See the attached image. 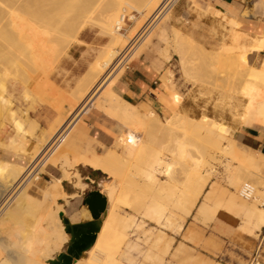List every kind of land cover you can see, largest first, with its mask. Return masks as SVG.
I'll list each match as a JSON object with an SVG mask.
<instances>
[{
	"label": "rangeland",
	"instance_id": "374dc122",
	"mask_svg": "<svg viewBox=\"0 0 264 264\" xmlns=\"http://www.w3.org/2000/svg\"><path fill=\"white\" fill-rule=\"evenodd\" d=\"M46 1L50 6L49 31L53 27L52 30L55 33L52 30L50 31L53 35L49 34V40L47 39L48 42L45 43L46 48L44 47V51L41 52L38 64L30 63L27 60L28 56L27 53H24V51L26 52L24 44H22L23 47L21 48L17 47L19 43L23 42V36L22 39L20 38L21 42L16 44L14 35L9 31L11 26L8 25V27L6 25L5 21L8 22L7 17L8 19H16V14L19 11L15 12L14 10L18 7L15 8L13 0L0 1V17L5 20L3 22H5L6 28L8 27L7 31L4 29L6 31L4 33L9 38L11 45L9 50L4 49L3 62L2 64L0 63V70L6 68L11 73L6 79L7 91L5 94L10 97V108L16 111V115L19 118H25V121L22 118L20 119L24 122L27 129L22 135L14 134V138L19 139V136L22 137L26 134V138L27 136L33 138L31 147H28V145L27 147L26 145L24 146V142L22 144V147L27 151H25L21 159L26 166L25 174L23 173V176L20 175L19 177V182L23 181L21 186L26 182L27 191L36 198H40L41 201L44 198L43 201L46 203L50 202V204H53L57 200V202L65 203L63 205L65 207L64 214L69 216L71 221L79 218V216L81 217L83 214L89 215V218L91 217L87 213V209H78L79 207L87 208V205L82 202V198L89 189L98 188L101 192H104L112 187L111 190L115 193L113 189L116 188L117 178L108 177L107 173L101 169L79 162L77 164L73 163V166L69 167V169L70 173L79 174L81 181L80 195L67 197L69 199L67 202L60 196L54 197V200L51 199L52 196L48 190L50 182L61 173L60 167L50 161L53 155L52 146L55 145L53 141L58 140L59 138L57 137L64 133L60 138L61 144L59 148L65 143L70 145L71 141L74 142L73 146H76H74L76 149L71 150L68 154L69 158H73V153H80L82 149L88 146L99 152L111 149L121 153V148L117 145H121L125 150V156L131 158L134 150L117 138L111 139L107 133L109 118L96 104L97 101L99 104L104 103L102 98H98V96L102 95L100 92L103 90L105 82L109 78L119 75L127 63L136 58H141L158 74L160 86L163 90V92H159L160 102L155 105L147 102L133 103L121 95L120 97L126 102L133 103L141 113L153 115L162 125V128H159V125H154V127L156 126L155 129L153 126H148L147 130L149 129V132L145 130L142 141L146 146V153L161 150L164 152L165 157L163 158L166 159V163H170L171 170L177 168L179 163L184 160L181 161L182 158H179L180 161H178V157H172L168 149L171 150L170 147L173 148V145H168L164 142L167 135L173 133L180 136L181 142L195 157L201 156L203 151V156H201L203 159H200L206 162L203 164L204 167L212 169V172L206 189L189 213H187L186 207L175 206L172 201L170 203V199H165L169 201L168 205L170 204L169 206L167 205L168 209L166 210L167 215L170 216V223L166 227L161 228L164 234V241L170 243L169 249L165 252V249L160 248L162 246L154 242V238L158 233L157 228L159 227L152 220L144 217L142 211L147 202L155 198V196L158 199L163 198L167 192L161 185L155 184V186L151 187L150 184L143 183L138 172L144 166V162L132 159L133 162L131 161V163L136 165L130 167V174L125 184L133 190V194L128 200V204L113 210L114 224L118 227L125 225L124 229L126 232L125 243L118 255L119 260L124 264H188L191 261L194 264H250L254 257L257 256L258 264H264V257L260 256V254H264V249H259L257 252L253 249L256 240L259 238L260 231L264 229V225L249 234L245 230V232L241 230L239 226L224 223L226 215L236 210L235 203L237 199L244 201V197L239 194L236 195L238 198L235 197L237 193L235 184L232 182V175L239 164L237 160L232 159L228 154L227 156L229 157H218V154L213 157L203 154L208 149V141L201 140L202 137L198 136L197 125H195V122L198 119L199 121L202 120L203 117H208L209 121L217 120L224 127L226 138L239 143L242 147L247 145L237 138L236 131L238 129L243 126L264 127V116H260L258 122L249 119V121L247 120L246 123H243V120L249 115V112H244L241 109L246 103L243 102L246 101V98H242L235 91H239L242 81L246 79V65L241 64V62L238 63L239 61H237V57L233 53L229 54V56H220L219 54L221 25L223 24L228 23L233 27H238L240 30L248 32L251 36L264 33V0H239L242 4L240 13H236V16H230L228 19L221 17L217 13L218 11L214 12V10H211L210 12L207 8L212 9V3L206 2V0H161L160 5L153 11L152 6L145 2L146 0H143L142 4L141 0H124L126 3L121 4L126 7L129 14L133 15V19L129 18V14L126 16L123 29L120 30L126 44L122 48H117L118 53L106 66L103 64V59L108 54L107 47L111 37L103 30V21L112 12L117 1ZM165 3L167 4L165 5ZM193 4H197L200 7H196ZM201 7L206 9V12ZM10 11L11 13L14 11L16 14L12 13L13 16H10L11 13H8ZM231 18L236 19L234 21ZM22 20L24 21V19ZM23 21L20 22L19 20L17 24L20 22V26ZM9 22L8 24H14V22ZM137 22V31H134ZM132 27H134V33H137L133 37L128 38L127 35ZM17 29L19 31L21 28L17 27ZM21 31L23 33V30ZM23 35L25 36L26 32ZM22 45L19 44V46ZM5 50L8 52H5ZM103 52H106L105 55ZM259 55L257 57L252 55L250 62L258 64L261 53ZM100 61L104 68H96L100 66ZM91 66L93 69H91ZM88 69H91V71L89 70L88 72ZM87 72L89 73L88 76H86ZM102 78H104L103 81L97 85V82ZM24 91L29 93V96L24 97ZM70 95H76L77 97L70 99ZM51 96L59 97L58 101L55 102L49 98ZM85 97L88 98L86 99ZM82 103L84 107L80 108L77 113L79 114L77 115L78 121L70 123L75 107ZM40 104H45L51 108L47 111L50 119L41 125L36 119L30 118L32 115L39 114ZM58 106L60 109L57 108ZM8 114V108L0 110V123L3 121L10 122ZM242 115L245 118H242ZM188 120L191 122L189 123ZM29 121L36 122V127H31ZM59 121L67 125L65 127L62 126L63 128H60L57 134H54L53 131L58 126ZM68 123H70V127ZM80 123L83 132L82 136H77V133L73 130ZM60 132L62 133L60 134ZM65 135L69 139H66V137L63 139ZM0 140H2L0 159L4 161L17 159V145L10 146L5 142L6 139ZM39 140H43L41 144L38 143ZM62 140H65L63 141L64 143ZM28 143L30 146V142ZM51 143L53 144L52 146ZM50 146L51 149H48ZM163 146H165V149H163ZM206 146L207 149H201L203 147L206 148ZM262 154L264 155V153ZM261 161L259 168L254 170L258 171L259 176L256 175L257 178L255 175L253 176L257 189L254 196L255 201L256 199L257 201L261 200L262 195L260 193L264 192V160ZM246 169V167L240 165V170H237V174H240L245 182L249 184L252 177L248 175V172H246L248 169ZM158 177L164 180L162 174L161 176L158 175ZM63 181L61 182L62 189L66 192H71L73 188L69 186L70 183L67 180ZM16 190V186L7 189L5 191L6 199L11 194H14ZM201 201L206 204L207 210L201 215L203 217L199 215L196 218L194 217V212ZM245 201L249 202L246 198ZM257 201L256 204H260ZM260 205L259 207H261ZM223 212L228 214L225 215ZM84 215L81 218H84ZM25 217L29 222L33 220V215L30 213L25 214ZM106 217V214L101 216L102 222ZM63 231H65L64 227ZM170 239L171 241H169ZM162 245L164 246V243ZM180 245L184 246V250L179 256L172 258L173 250ZM65 246L66 242L61 246V250H64ZM158 246L160 247L158 248ZM86 255L87 253L81 255V263ZM2 257L4 258V256H0V263L3 261ZM43 262L48 263L49 261L45 258Z\"/></svg>",
	"mask_w": 264,
	"mask_h": 264
},
{
	"label": "bare ground",
	"instance_id": "6f19581e",
	"mask_svg": "<svg viewBox=\"0 0 264 264\" xmlns=\"http://www.w3.org/2000/svg\"><path fill=\"white\" fill-rule=\"evenodd\" d=\"M13 1L15 3V8L18 7L14 11L15 12L17 10L19 11L17 12V14L14 13V11L12 12L16 14L17 20L15 18L8 19V17L6 19L8 20V22L11 21L9 23L14 22L15 26L14 24L12 25L8 24L7 21H5L0 17V63L2 64L3 62L2 55L4 54V49L9 50L11 46L9 42V38L4 33L8 30L9 27L8 25H10L11 26L10 29L12 31L10 29L9 31L14 35L16 44L17 42L18 43L21 42L20 38L22 39V36L24 38L22 40L23 42L19 44L20 45L24 44L26 50V52L24 51V53H27L28 56L27 60H29L30 63L38 64L40 61L41 52L44 51V47L46 48L45 43L48 42L47 39L49 40L48 37H50L49 35L51 33L50 31L53 29L52 27V29L49 31L50 6L46 0H13ZM116 1H117L116 3L114 2L116 6L114 7V9H112V12L105 17V20L103 21L104 25L102 28H104L103 30H105V33L111 37L109 41V45L107 47L108 52L105 50L108 54L105 55L106 52L105 53L103 52L104 55L106 56L105 58L103 57L104 58L103 64L105 66L108 65L110 60L115 57L116 53H118L117 48L118 47L122 48V46L126 44V42L123 39V34L120 33V30L124 23L123 19L125 16L129 14V11L126 9L125 6L121 4V3H126L124 2V0H116ZM141 1L140 2L142 4L143 0ZM145 2L152 6L151 8L153 11L160 5L161 0H146ZM166 4L167 3H165V5ZM193 5H195L196 7L197 6L200 7L197 4H193ZM27 6L30 8H28ZM25 7L27 8V10ZM202 9L204 12H206V9L204 8ZM8 13L10 14L11 11ZM12 13L10 14V16H13ZM128 16L129 18L133 19V15L129 14ZM22 19H24V21ZM231 19L235 21L236 18H231ZM3 20L7 23L6 24L8 26L7 28ZM19 20L20 22L23 21L20 24V26H19L20 22H18L17 24V21ZM16 25L17 27L21 28L19 30L21 33H22L21 30H23L24 34L26 32L25 36L23 35V33L22 34L17 33L19 31H17L18 29ZM136 25L135 28L132 27V29L129 30L130 32L127 35L128 38L133 37V35L137 33V32L134 33V31H137L136 28L138 27V22ZM54 27L56 28V26ZM221 27H222L221 36H220L221 44L219 47L220 56L221 55L229 56V54L233 53V55L234 54L236 55L237 61H239L238 63L241 62V64L246 65L245 66L246 79L244 77L245 80L242 81L243 83L241 84L240 89H238L239 91H235L242 98L243 97L244 99L246 98V101H243L244 103L246 102L245 105L243 107L241 106L242 108L241 107L240 108L243 109L244 112L247 113L249 112V115L246 116V118L242 115V118L243 117L245 118L243 120V123L244 122L246 123L247 120L249 121V119H251V121L254 120L258 122L260 116H264V33L261 35L251 36L248 32L242 31L238 27H233L228 23L225 25L224 24L221 25ZM4 29H6V31ZM53 33L55 32L53 31ZM53 33L51 34L53 35ZM19 44L17 47L19 48L23 47V45L19 46ZM5 52L8 51L5 50ZM260 53H261V58L259 57L260 58L259 63L258 64L251 63L250 56L256 55L257 57V55H259ZM99 65L100 66H97L96 68L102 67V62ZM93 67L91 69H93ZM91 69H88V72L89 70L91 71ZM88 72L86 73V76L89 75ZM10 74L11 73L6 68L0 70V103L1 104L8 102L7 97L5 96L6 95L5 92L7 91L6 79L9 77ZM86 76L85 78H87ZM115 77L116 76H113L105 82L104 88L100 92V94L102 95L98 96V98H102L104 103L99 104L97 101L96 105L106 114V117L109 118V127L107 128L108 130L107 133L109 134L111 139L117 138L118 140L128 144L134 150L132 157L128 158L127 156H125V150L122 148L121 145H117L118 147L121 148L120 150L121 153H118L115 150L107 149L105 152H101V154H97L92 151L93 150L92 147L88 146L82 149L80 153L79 152L73 153L74 154L73 158H69L68 154L70 153L71 150L76 149L75 148L76 146L75 145H74L75 147L73 146L74 144L73 141L70 142L71 143L70 145L69 143L68 144L65 143L63 145L64 143L63 141L65 140H62L63 146L59 148L61 144L60 138L64 135V133L62 132H60V134L62 133L61 136L58 133L60 137H57L58 135L56 136L59 139L53 141L55 147L52 146L53 144L51 143V146L53 148L52 149L53 155L50 158V161L53 164H57V166L60 167V171H61L60 175L56 176L53 179V181L50 182V187L48 190L51 193L52 196L51 199L54 200V197L60 196L64 198L65 201L67 202L69 200L67 197L69 198L77 197L78 195H80L79 189L81 188V181L79 174L70 173V169H69V167L73 166V163L77 164L79 162H83L93 168L101 169L103 172L107 173L108 177H113L118 179L115 186L116 188L113 189L115 190L114 191L115 193H113V191L111 190L112 187L110 188V190L106 189V191L104 192L102 191V193L106 197V208L105 211L102 212L101 216L106 214L107 217L102 222L94 243L88 249L84 250L86 251L87 255L82 263L80 258L82 255L81 254L78 258H73L71 264L73 263L74 264H124L122 261L119 260L118 255L126 240V232L124 229L125 225L118 227L114 224L113 210L115 208H118L119 206L128 204V200L133 194V190L128 186H126L125 184L126 180L128 179V175L130 174L129 173L130 167L136 165L135 163L134 165L131 163L132 159L142 160V162H144V166L138 172L141 181H143V183L150 184L151 187L155 186V184L161 185L162 188L167 192L166 194H164L163 198L158 199L155 196V198L147 202L146 205H144V210L142 211L144 217L149 218L150 220L153 221V223H155L157 227H159L157 228L158 233L154 238L155 240L154 242L162 246V247L158 246V248L160 247L165 249V252L169 249L170 243L164 241V234L162 233L163 231L161 228L166 227L170 223V216L167 215L166 212V210L168 209L167 207L168 202L170 201L171 203L172 201L173 202L172 204H175V206L179 205L181 207L182 206L186 207V211L187 213H189L191 209L195 206V204L199 201L201 195L206 189L212 172V169L211 170L210 168L207 169L203 165L204 163H206L204 160H202L203 158L201 157L203 156L202 155L203 151L201 152V156L195 157V155L189 149H187V147L184 146V143L181 142L180 136L175 135L173 133H169L165 138L164 142L168 145L169 144L173 145V148L170 147L171 150L168 149L172 157L174 158L178 157V161H180L181 158H182L181 161L184 160L179 163V166L177 168L171 170L170 168L171 165L170 163H166L165 161L166 159L163 158L165 157L164 152H162L161 150L159 151L154 150V152L150 151V153H146L145 151L146 146L142 141V138L144 137V132L149 130V129L147 130L148 126L154 127V125H159L160 126L159 128H162V125L159 123V120L156 119L153 115L151 114L147 115L141 113L134 104L124 101L118 94H116L111 89L110 84ZM104 78L98 81L97 85L101 83ZM75 97L77 96L70 95V99H74ZM49 98L57 102L59 97L51 96ZM82 107H84L83 103L75 107L73 116L70 119L71 120L70 123L77 118V115H79L77 113L80 110V108L82 109ZM57 108L60 109L59 106ZM8 115L10 122L13 123L14 126H11L12 133L8 135L5 142L10 146L17 145L18 149L16 150H18V153H16L17 159H12L10 161H4L0 159V256H4V258L2 257L3 261L0 264H51L50 262L45 263L43 262V260L45 258L46 259L51 258L53 256L52 255L53 253L54 255L57 252L59 253V251H61V246L63 245V243L67 242L69 239V234L63 231L64 225L61 222L60 216L58 215L60 211L64 212L63 205L65 203L57 202L58 201L57 199H56L57 201H55L53 204H50V202L46 203L43 201L44 198H42L41 201L40 198H36L34 195L30 194L27 191L26 182H24L25 184L21 186V183L23 181H21L20 183L19 177L24 172H26V166L22 163L21 159L25 151L27 150L22 147L21 145L22 143L20 142L22 140L20 141H18V139L16 140L13 135L14 134L13 130L15 131L20 130L18 129L20 124L18 123L16 113L12 109H10ZM208 119H209L208 117H203L202 120L199 121L198 119L197 122H195L196 123L195 125H197L196 129H198L197 130L198 136L200 138L202 137L201 140L203 139L205 141H208L207 142L208 149L207 146L206 148L204 147L201 148L202 150L207 149L205 150L206 153L203 154H208L213 157L214 155L217 154L219 155L218 157L220 156L229 157L227 156L228 154L232 159L237 160L239 164V166H236L235 172L232 175L233 176L232 182L235 184V191L237 193L235 194V197H237L236 195L239 194L242 197H244V201H240V199L239 200L237 199L235 203L236 204L235 211L231 212L230 214H228L229 211L228 213L226 212V214L228 215H226L223 212L226 215L224 219L225 220L224 223H227L229 225L239 226L241 230L243 231L245 230L247 233L252 234L257 229H260V227L264 225V192L260 193L262 195L260 198L261 200L257 201L256 199V201L260 202L261 205L256 204L254 196L256 195L257 189L255 186L256 182L253 178L254 175L259 176V174L257 173L258 171L256 172L254 170L259 168L262 162L261 160H264V155L256 150L251 149L248 146L242 147V145L240 146L239 143L227 139L224 134L225 130L222 124L217 120L209 121ZM188 122L190 123L191 121L188 120ZM70 123H68L69 127L71 126L69 125ZM66 125H64L61 121H59V124L54 129L53 133L57 134L58 130H60V128H63L62 126L65 127ZM25 136L24 138H26ZM65 137L66 139H69L67 138L66 135L63 137V139ZM1 143L2 140H0V145ZM51 146L48 149H51ZM163 149H165V146H163ZM54 151L56 152L54 153ZM240 165L246 167L248 169V171L246 172H248V175L252 177L251 182L249 184L245 182L244 178H242L240 174L239 175L237 174V170H240ZM161 174L164 180L158 177V175L161 176ZM63 180H67V182L70 183L69 186L73 188L71 192H66L62 189L61 182ZM14 186H16L17 190L14 192V194H11L6 199L5 191L7 189L14 188ZM245 198L249 202H246ZM165 199L167 200L170 199V200L167 201ZM259 205L261 207H259ZM206 208H207L206 204L203 201H201V203L197 206L196 211L194 212V217L198 218L199 215L200 216L203 215L204 212H206L205 210H207ZM28 213L33 215V220L31 222H29L25 217V214ZM87 213L90 214L89 211ZM81 217L79 216V218L73 219V221H77ZM84 217L89 218V215L86 214L84 215ZM169 241H171V239ZM162 242L164 243V246L162 245L163 244ZM182 250H184V246L182 245L178 246L173 250L171 257L175 258L179 256ZM190 257L192 258V256ZM190 257H188L189 260H191ZM258 263L259 261L257 260V256H255L254 260L250 262V264H258ZM188 264H194V263L191 261V263L188 262ZM200 264H204V263H200Z\"/></svg>",
	"mask_w": 264,
	"mask_h": 264
},
{
	"label": "crops",
	"instance_id": "0c3cea01",
	"mask_svg": "<svg viewBox=\"0 0 264 264\" xmlns=\"http://www.w3.org/2000/svg\"><path fill=\"white\" fill-rule=\"evenodd\" d=\"M207 1L212 3L211 5L212 9L210 8L207 9L210 12L211 10H214V12L218 11L217 13H219L220 16L224 17L225 19L230 18V16H236L235 14L236 13L239 14L241 11L242 4L239 0H206V2ZM214 18L216 17L214 16ZM110 87L116 94H118L119 96L121 95L123 98H125L130 102L133 103L147 102L151 105H155L160 102L159 92H163L160 86V80L158 74L149 67L147 62H145L141 58H136L132 60L130 63H127L123 71L112 80ZM24 92H25L24 97L29 96V93H26V91ZM5 96L7 97L8 102L2 104L0 103L1 104L0 110L4 108H8L9 110L12 109L10 108L11 100L9 95H5ZM39 109H40L39 114L32 115L30 116V118L36 119V121H38L40 125L45 124L46 121L50 119V116L47 111H49L51 108L45 104H40ZM13 111L16 113L15 110ZM20 118L17 116L18 123L21 126L18 127V129L20 130L18 131L13 130V131L14 134L22 135V133H25L27 129L25 128L24 122ZM22 119L25 121V118ZM74 121L75 122L78 121V118H76ZM29 123H31V127H36V122L29 121ZM11 126H14V124L9 121H3L2 123H0V139H7L8 135L12 133ZM74 131L77 133V136H82L83 130L81 123L79 124V126H77L74 129ZM236 136L242 143H244L251 149L264 153V127L243 126L241 129H238V131H236ZM22 138L21 136H19L18 141L22 140L20 142L22 144L24 142V146L26 145L27 147L28 145V147H31V144L33 143V138L31 136H28L27 138H24V136H22ZM42 141L43 140H39L38 143L41 144ZM28 142H30V146ZM92 151L94 153L101 154V152L97 151L96 149H93ZM81 208H85L88 210V208L86 207H79L78 209ZM84 219H88V218L84 217V218H80L79 220H84ZM253 249L255 250V252H257L259 249L260 250L264 249V229L260 231L259 238L256 240ZM84 253H86V251H84L82 254ZM55 255H53L51 258H53ZM260 256L264 257V254L262 253L260 254Z\"/></svg>",
	"mask_w": 264,
	"mask_h": 264
},
{
	"label": "water",
	"instance_id": "95a60500",
	"mask_svg": "<svg viewBox=\"0 0 264 264\" xmlns=\"http://www.w3.org/2000/svg\"><path fill=\"white\" fill-rule=\"evenodd\" d=\"M82 202L90 211L91 217L88 219L71 221L63 211L59 212L64 230L69 233V239L64 250L48 259L51 264H71L73 258H78L94 243L102 224L101 214L106 208V197L100 189L93 188L85 192Z\"/></svg>",
	"mask_w": 264,
	"mask_h": 264
},
{
	"label": "built area",
	"instance_id": "2783aa9c",
	"mask_svg": "<svg viewBox=\"0 0 264 264\" xmlns=\"http://www.w3.org/2000/svg\"><path fill=\"white\" fill-rule=\"evenodd\" d=\"M125 19H126V16L124 17V19H123V20L125 21ZM121 29H123V26L121 27Z\"/></svg>",
	"mask_w": 264,
	"mask_h": 264
}]
</instances>
